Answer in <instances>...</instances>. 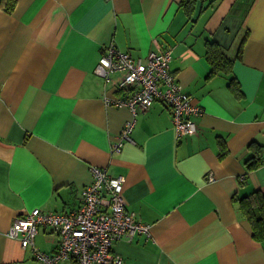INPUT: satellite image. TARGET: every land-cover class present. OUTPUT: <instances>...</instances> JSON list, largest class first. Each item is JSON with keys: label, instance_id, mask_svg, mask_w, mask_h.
Segmentation results:
<instances>
[{"label": "crops", "instance_id": "crops-1", "mask_svg": "<svg viewBox=\"0 0 264 264\" xmlns=\"http://www.w3.org/2000/svg\"><path fill=\"white\" fill-rule=\"evenodd\" d=\"M180 1L15 0L12 12L0 9V264H40L7 237L10 226L34 209L77 210L93 168L125 178L127 209L150 226V239L115 243L123 264H264L233 200L264 192V0H197L189 14ZM212 39L234 59L237 95L230 76L209 75ZM109 45L136 59L170 51V70L202 110L195 135L176 140L159 101L135 116L114 105L126 91L94 74ZM133 118L130 141L112 153ZM257 146L263 163L247 172ZM57 240L42 228L34 245L51 253Z\"/></svg>", "mask_w": 264, "mask_h": 264}, {"label": "built area", "instance_id": "built-area-1", "mask_svg": "<svg viewBox=\"0 0 264 264\" xmlns=\"http://www.w3.org/2000/svg\"><path fill=\"white\" fill-rule=\"evenodd\" d=\"M169 50L151 52L144 59L109 45L102 52L94 74L112 83L116 90H125L126 96L114 103L126 106L135 116L149 109L155 101L164 104L170 117L176 140L197 133L193 120L202 110L193 104L169 67ZM115 74L116 78L111 77ZM135 119L126 122L111 152H121L124 142L130 141ZM91 184L81 191V206L69 213L34 209L17 217L7 237L19 241L23 249L31 248L40 264H121L111 252L117 241L131 242L135 236H151L150 226L129 211L122 195L123 176L111 177L106 170L93 168ZM209 178V181H212ZM45 228L57 235L53 252L38 250L34 240Z\"/></svg>", "mask_w": 264, "mask_h": 264}, {"label": "trees", "instance_id": "trees-1", "mask_svg": "<svg viewBox=\"0 0 264 264\" xmlns=\"http://www.w3.org/2000/svg\"><path fill=\"white\" fill-rule=\"evenodd\" d=\"M197 0H181L180 5L185 10L187 14L190 13L192 5ZM15 7V0H0V9L5 10L10 13ZM241 48L238 49V57L240 55ZM205 58L210 65V76L222 73L230 76L229 79V88L232 92L237 95L238 93V84L235 78L231 75L232 65L234 59L229 58L223 48L215 40H207L205 48ZM261 147L257 146L255 148L254 154H252L246 161L245 167L247 172L253 171L260 167L263 163V159L260 155ZM223 144H221V149L219 152L220 156L225 155ZM240 182H244V177ZM234 202H236V209L241 217L246 221L249 226L250 235L254 241L264 246V192L262 191H251L244 193L241 196L234 197ZM146 239H150L145 237ZM119 242V241H117ZM126 242V241H123ZM116 243V242H115ZM112 246L111 252L116 258L121 261L123 260L119 254L114 250V245ZM130 243V242H126Z\"/></svg>", "mask_w": 264, "mask_h": 264}]
</instances>
